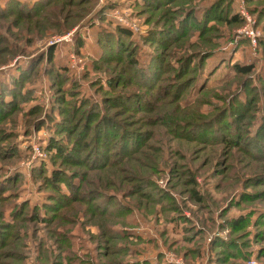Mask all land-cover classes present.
Listing matches in <instances>:
<instances>
[{"label":"rangeland","instance_id":"1","mask_svg":"<svg viewBox=\"0 0 264 264\" xmlns=\"http://www.w3.org/2000/svg\"><path fill=\"white\" fill-rule=\"evenodd\" d=\"M167 2L0 0V264H264V0Z\"/></svg>","mask_w":264,"mask_h":264},{"label":"trees","instance_id":"2","mask_svg":"<svg viewBox=\"0 0 264 264\" xmlns=\"http://www.w3.org/2000/svg\"><path fill=\"white\" fill-rule=\"evenodd\" d=\"M168 0H143V2L145 3L144 4V6H148L149 8H150V3H151V5L152 6H156V5H158L159 4V6H164V5H167V4H170L169 2H167ZM234 19L235 20H239V16L238 15H235L234 16ZM183 23H184V21H183ZM187 25V24H186ZM188 26V25H187ZM113 35H115V33H112V34H110V36L109 37H112ZM117 35H118V37L121 39V38H124V37H127V38H130L131 36H132V33H131V31L128 29V28H126V27H123V26H117ZM119 41L120 40H117V37L115 38V42L116 43H119ZM120 48H124V46L120 43ZM127 53V52H126ZM125 53V54H126ZM51 58H52V52H51ZM136 62V61H135ZM138 64V63H137ZM139 65H140V67H141V70L143 71V69H146V68H151L150 67V65L149 64H147V63H143L142 61H141V63L139 62ZM237 67V71L238 72H240V73H248L249 72V70L251 69V67H247V66H239V65H237L236 66ZM141 70H140V72H141ZM150 73V72H149ZM57 78H60V76H57ZM110 84H113V83H111L110 82ZM115 97V96H114ZM61 98V97H60ZM117 99V98H116ZM61 100H62V98H61ZM66 97H64V99L62 100V101H59V102H61V103H65L66 102ZM1 101H3V99H0V102ZM97 108V107H96ZM104 137H106V138H111L110 137V134L107 132H104ZM106 138H105V140H106ZM57 176V177H56ZM56 176L54 177V178H58V176H59V174L58 173H56ZM238 225V224H237Z\"/></svg>","mask_w":264,"mask_h":264}]
</instances>
